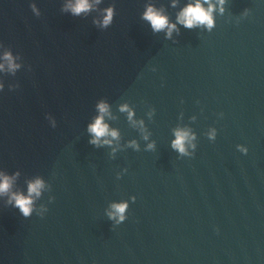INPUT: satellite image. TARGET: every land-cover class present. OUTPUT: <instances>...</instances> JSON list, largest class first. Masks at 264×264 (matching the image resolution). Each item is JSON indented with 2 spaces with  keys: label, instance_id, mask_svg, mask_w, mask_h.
<instances>
[{
  "label": "water",
  "instance_id": "water-1",
  "mask_svg": "<svg viewBox=\"0 0 264 264\" xmlns=\"http://www.w3.org/2000/svg\"><path fill=\"white\" fill-rule=\"evenodd\" d=\"M185 2L103 0L77 17L65 0H0V52L21 64L0 72V171L14 191L42 177L49 209L24 218L0 197V264H264V2L228 0L211 32L179 26L171 40L141 19L154 3L175 21ZM100 100L115 155L89 143ZM179 127L198 136L191 157L170 146ZM133 195L114 227L105 209Z\"/></svg>",
  "mask_w": 264,
  "mask_h": 264
},
{
  "label": "clouds",
  "instance_id": "clouds-1",
  "mask_svg": "<svg viewBox=\"0 0 264 264\" xmlns=\"http://www.w3.org/2000/svg\"><path fill=\"white\" fill-rule=\"evenodd\" d=\"M103 0H65L64 11L71 13L73 16H81L90 13L94 9H98ZM264 2V0H261ZM180 0H171V6L177 7ZM228 0H186L183 7L180 8L176 15L175 21L164 11L163 8H158L154 3L145 5L144 11L141 14V19L146 21L153 33H163L164 38L171 40L174 33H179V26L186 29L202 28L205 31L211 32L216 27L217 13L223 15L226 11L225 5ZM32 12L39 16L40 12L36 4H31ZM250 13L249 9H244L243 16L247 17ZM115 8L109 6L102 10L99 17L94 20V23L100 28H109L115 17ZM21 67L17 63V57L9 50L0 52V72L9 71L15 72ZM17 86H10V89ZM5 85L0 82V92H3ZM97 115L87 125V131L90 139L89 143L97 148L110 147L113 155L118 151L120 133L119 130L110 126L106 118H110L111 105L100 100L96 104ZM121 112L127 113V118L134 124H138L141 129L144 128L143 120L135 119V111L128 104H122L119 109ZM219 117H223V113H219ZM52 126L55 127V121ZM218 129L210 127L206 133L210 141H215L217 138ZM145 141L149 140L147 134L144 135ZM198 136L189 128L179 127L174 130V139L171 141V148L176 151L180 157H191L197 149ZM128 146L135 151H139L140 145L136 140L128 142ZM156 148L155 142L146 144V151H152ZM236 148L239 152L247 154L248 147L243 144H237ZM127 172V169H123ZM15 175H19L18 173ZM14 176L0 171V197L8 196V204L18 209L21 216L30 218L34 213L43 218L49 211L48 207L41 205L38 209L37 200L40 198L46 188V181L42 177H35L27 182V190L14 191ZM55 197H50V203H53ZM136 196L133 195L127 200L113 201L105 209V215L108 220L113 223V226H119L128 219V210L130 203L135 202Z\"/></svg>",
  "mask_w": 264,
  "mask_h": 264
}]
</instances>
